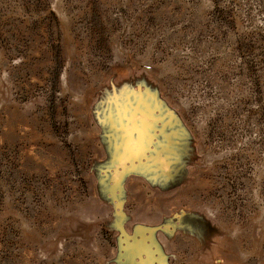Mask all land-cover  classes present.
I'll return each instance as SVG.
<instances>
[{
  "label": "rangeland",
  "instance_id": "obj_1",
  "mask_svg": "<svg viewBox=\"0 0 264 264\" xmlns=\"http://www.w3.org/2000/svg\"><path fill=\"white\" fill-rule=\"evenodd\" d=\"M0 264H264V0H0Z\"/></svg>",
  "mask_w": 264,
  "mask_h": 264
}]
</instances>
